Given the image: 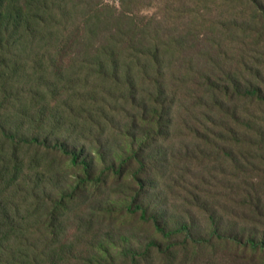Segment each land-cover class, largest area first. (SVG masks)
<instances>
[{
  "label": "rangeland",
  "instance_id": "rangeland-1",
  "mask_svg": "<svg viewBox=\"0 0 264 264\" xmlns=\"http://www.w3.org/2000/svg\"><path fill=\"white\" fill-rule=\"evenodd\" d=\"M16 8L41 30L1 25L0 264H264V0Z\"/></svg>",
  "mask_w": 264,
  "mask_h": 264
},
{
  "label": "trees",
  "instance_id": "trees-1",
  "mask_svg": "<svg viewBox=\"0 0 264 264\" xmlns=\"http://www.w3.org/2000/svg\"><path fill=\"white\" fill-rule=\"evenodd\" d=\"M9 0H0V31L1 25L3 24L4 27L2 28L4 32L8 33L12 31L14 34H19L22 38H30L31 40H35L38 32L41 30V25H36L33 21L39 9H35L34 13L27 12L24 14L22 9L16 8L14 14H8V17L3 18V9L8 3ZM42 7H40L41 9ZM117 68V67H116ZM27 146L33 147L36 146L38 143L37 137H33L31 140L28 138L23 139ZM76 158L73 159V163H75ZM85 168L87 166L85 165ZM1 246V244H0Z\"/></svg>",
  "mask_w": 264,
  "mask_h": 264
}]
</instances>
